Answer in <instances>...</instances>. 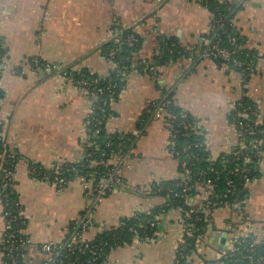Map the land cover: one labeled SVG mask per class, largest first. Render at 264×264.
I'll return each instance as SVG.
<instances>
[{"label":"crops","instance_id":"0c3cea01","mask_svg":"<svg viewBox=\"0 0 264 264\" xmlns=\"http://www.w3.org/2000/svg\"><path fill=\"white\" fill-rule=\"evenodd\" d=\"M218 1L241 4L234 26L246 48L264 54V0ZM210 22L209 11L189 0H0L4 50L0 121L4 139L18 157L12 184L26 220V264H38L43 244L64 241L70 223L90 202L78 178L57 191L50 182L32 177L29 167L34 164L49 170L84 157L88 145L84 123L91 102L66 80L64 72L72 68L108 75L111 65L105 59L104 45L110 41L111 27L131 28L142 42L132 56L134 68L111 103L106 131L128 134L141 126L143 133L124 158L121 183L97 206L94 224L85 233L88 240L122 218L161 205L163 200L150 194L154 184L180 178L179 164L168 152L167 127L157 119L143 118L149 103L162 98L163 90L170 91L175 104L199 121L213 157L237 142L228 114L238 101H251L264 118V64H258L245 79L226 65L199 58ZM165 37L176 38L190 53L156 73L139 70L142 63L151 62ZM44 65L59 69L47 71ZM259 168L261 176L248 185L243 209L226 205L212 211L210 227L196 244L189 264H222L232 228L244 231L245 219L251 234L264 239V159ZM1 210L0 205V263ZM179 218L178 211H169L162 216L155 239L119 246L107 263L175 264L183 234Z\"/></svg>","mask_w":264,"mask_h":264},{"label":"trees","instance_id":"16d2710c","mask_svg":"<svg viewBox=\"0 0 264 264\" xmlns=\"http://www.w3.org/2000/svg\"><path fill=\"white\" fill-rule=\"evenodd\" d=\"M196 2L203 5L210 14H212L213 18L217 20L221 18L223 21V26L219 28V24H217L216 30L214 29L215 22L214 19L211 21V29L207 35V38L213 42L218 41V45L220 48L233 51L235 50L236 53L233 55V58L238 60H242L243 62H255L259 56L258 52L255 50H251L245 47L243 38L238 33L236 27L234 26V16L236 12L241 8V4L238 2H220L218 0H196ZM218 28V29H217ZM214 29V30H213ZM123 33L125 35L133 34L137 36L139 39L138 43L133 46L129 47L123 45L120 49V52L117 54L114 63H117L119 60L125 62V68L121 70H116V68L111 67L108 75L101 76L89 73L86 70H81L82 73L85 74L87 77H101L102 81L100 82L101 86H107L110 82L116 83L118 86L115 89V94L112 96H107V102L105 104L96 103L98 109L95 110L94 115L91 118H98L101 119L100 125H92L93 130H97V143L100 145L99 149H94V147H90L87 145L85 147V154L83 159L70 163L64 164L62 166H58L59 171L61 174L68 180L72 181L79 177H85L87 180L98 178L101 175L107 174L113 167L116 162V157L121 153H125L126 149H123V146H128L132 148L135 144L134 140H130V133L128 134H117V133H108L106 131V121L111 113V103L117 100L120 91L124 86V80L127 74L134 68L132 62L133 53L136 52L142 40L140 37L133 32L131 28L124 29ZM231 39H235L233 43ZM173 43V47H170V44ZM166 44V45H165ZM165 45V46H164ZM159 48L157 52L152 57L151 61L155 62L156 68H160L163 65H168L169 62L173 63L176 62L178 59L182 57H187L190 53L188 47H185L179 43L176 38H162L159 42ZM113 47L112 41H109L107 44L104 45V54L106 56L107 52ZM204 49V46L200 48V51ZM196 51V49H195ZM198 51V54L199 52ZM4 50L1 47L0 43V63H2ZM216 62L218 65H226L232 70L237 71L241 74L245 79L248 78L249 75L253 73H249L243 70L242 67H236L233 65L232 61H224L222 59L216 58L211 59ZM146 63H142L138 69L148 72L145 70ZM115 69V70H114ZM1 75V73H0ZM118 75L119 79L116 80L115 78ZM0 91V99L1 97ZM157 101L149 103L148 107L145 110V114L143 118H153V113L155 111V107L160 103H166V106L169 107V111L175 115L176 122L181 123L182 115L185 116V120L190 122L191 124L199 123L197 119L191 116L187 111L178 107L174 99L172 97V93L168 90H163V95ZM243 105L245 107H252L253 110L257 111L256 106L246 98H242L238 101L234 107L229 111L228 119L231 124L237 119V113L240 110V106ZM253 117H249L248 119H252ZM264 119V118H263ZM141 127V126H139ZM199 130H201L200 124L198 125ZM259 130L264 129V125L257 126ZM176 129L179 131L177 136L175 137L176 141V149L182 150L183 148L190 146V152L195 154L198 159H192L189 161V169L191 170L192 177L189 182V187L193 186V184L202 179L207 180L210 179L212 181V190L214 193L223 195L227 192L229 187L227 186V180H231L235 187L233 188V195H230L227 199L223 200L222 203L218 205H210V213L204 214L199 208L198 203L194 202V199L197 198V191L194 188H190L189 190H185L183 187H179L177 184L181 181V179L169 182H161L154 184L152 190H150L151 195H156L160 197L163 202L161 205L156 206L150 209L147 212H138L136 217H126L122 218L118 225L108 227V229L101 231L92 241V245L99 247V254H103L101 259H108L110 253L117 247L122 245H129L133 242L134 236H138L140 239L144 237H149L151 239H155L154 233H158L162 228V216L166 215L169 211H178L180 215L186 216L188 215L189 223L193 225V236L187 237V243L189 246L186 248H181L179 245L176 250L175 255V264H189V260L187 258L195 252L196 244L204 237L210 227V216L213 210L222 208L226 205H230L235 201H239L242 199L245 192H247L246 186L244 187V180L240 177H235L232 175H227L225 172L222 171V163L226 162L228 165L227 169L233 168L238 163H242L246 154H242L239 156L238 161H232V157L228 154H221L216 158L215 161L210 163L199 161L202 158H205L207 155L209 156V152L206 149L205 141H204V133L202 135L190 133L188 135H183L185 131L179 127ZM202 131V130H201ZM2 126H0V150L4 144V136L2 133ZM257 139H263L264 135H256ZM106 139H110L112 145L107 147L104 145ZM262 149V148H261ZM264 149V148H263ZM128 150V149H127ZM15 155V163H13L12 169L15 170L16 163L18 161V157ZM262 157H252L250 167L252 168L249 174V184L254 180L259 179L261 176L260 172V163ZM90 161H94L96 165H90ZM32 165V164H31ZM34 165V164H33ZM38 166V165H37ZM213 166L217 173L210 172L209 167ZM40 167V166H39ZM180 169V167H179ZM203 173V174H200ZM1 177V176H0ZM119 183L121 180L119 179ZM0 182V186H1ZM13 182L11 181V184ZM117 183V185L119 184ZM13 185V184H12ZM95 185V183L93 184ZM116 185V186H117ZM115 186V187H116ZM248 186V185H247ZM111 187L108 190L107 196L113 190ZM4 193H9L7 197V201L2 199L1 206L4 209H8L11 211H15L16 214V221L15 225L18 228H25L26 220L23 218L22 215L19 214L20 210L22 209L21 204L19 202V198L14 190L13 187H10L6 190L2 191L0 187V196ZM177 194V195H176ZM106 196V197H107ZM1 198V197H0ZM17 204V206H15ZM158 217V220L155 218ZM148 222H153L154 226H150ZM138 224H142V227H139ZM253 238H256L253 236ZM251 239V238H250ZM250 239L246 241L249 243ZM27 246H25L22 250H19L14 255V262L7 261L6 264H26L24 259V254L26 253ZM226 253L223 254L221 263L222 264H264V243L257 245L253 250L248 251L246 247H239L238 252L233 257H225ZM74 256H79L81 259L88 258L90 255L87 253H82L78 250L75 251ZM250 256L253 260V263H250L249 260L245 259L244 257ZM2 258H3V251H2ZM5 260V258H3ZM42 258L40 259V261Z\"/></svg>","mask_w":264,"mask_h":264},{"label":"built area","instance_id":"2783aa9c","mask_svg":"<svg viewBox=\"0 0 264 264\" xmlns=\"http://www.w3.org/2000/svg\"><path fill=\"white\" fill-rule=\"evenodd\" d=\"M213 19L214 18L212 14H210V20L212 21ZM214 22L215 30L217 24H219V28H221L224 24L221 18H218L217 20L214 19ZM124 29L125 28L119 26L111 27L110 41H112L113 47L107 52L105 56L108 64L111 65V67L116 68L117 71L125 68V62H123L122 60L114 63V60L116 59L117 54L120 52L121 47L123 45L133 47L139 41L137 36L133 34L125 35L123 33ZM231 41L234 43L235 39H231ZM171 46H174L173 43L170 44V47ZM235 53V50L229 51L220 48L218 45V41L212 43V41L207 38L205 41L204 49L199 53V58L210 60L219 58L224 61H232L234 66L242 67L244 71L249 73H254L258 64H264V54H259L255 62H243L242 60L233 58V55ZM170 63L171 62H169V64ZM3 67L4 66L2 65V63H0V73ZM145 67V70H148L149 73H156L157 68L154 61L146 63ZM45 68L47 69V71L59 69V67L55 65H44V69ZM64 73L66 80L77 85L91 102V106L84 123L86 138L90 147L93 146L94 149H99L100 145L97 143V130H93L91 127L93 124L100 125L101 119L91 118V116L94 115L95 110L98 109L96 103L99 102L105 104L107 102L106 97L115 94V89L118 85L114 82H110L107 86H101V77H87L80 70H74L72 68L66 69ZM117 79L122 80V78L119 79L118 75L116 76L115 81ZM240 107L241 108L237 113V119L233 122V125H235L237 131V142L224 154L230 155L232 157V161H238L237 159H239V156L242 154L247 153V155L245 156L242 163H238L231 169H227L228 165L226 164V162L222 163L221 167L222 171L227 175L240 177L244 180V187L246 186L247 192H245L242 199L230 204V206L235 207V209L241 210L247 202L249 195L247 185H249V174L252 169L250 167L251 158L262 157V160L264 159V140L256 138V135H264V129L259 130L257 128V126L259 125H264V119L259 115L257 111L253 110L252 107H245L243 105H241ZM249 117L253 118L248 119ZM153 118L162 121L168 129V152L171 157H173L178 162L180 167L179 179H181V181L178 182L177 185L179 187H183L184 191L189 190L190 188H194V190L197 191V197L199 198L198 208L204 214H209L211 209L210 205H218L222 203L223 200L227 199L230 195H233V188L235 187V184L231 180H227V186L229 187V189L223 195H219L213 192L212 181L210 179H200L196 181L193 186L189 187L192 173L189 169L188 163L192 159H195L197 161L200 158H197L195 154L189 151L190 146H187L182 150L176 149L175 137L179 133L176 127H181L185 131L183 135H188L190 133L202 135V131L198 128L199 123L191 124L190 122L185 120L184 115H182L183 122L177 123L175 115H173L169 111V107H167L166 103L164 102H160L155 107ZM142 133V127L134 128L130 132V140L132 139L135 141L142 135ZM104 145L109 147L112 145V142L110 141V139H106ZM123 149H126L125 153H121L120 155H118V157H116L114 167L107 174L101 175L97 179L94 178L87 180L84 176L78 178L81 182H83L86 195L90 198V202L85 208L84 212L70 223L69 232L64 241L60 243H46L39 247V251L43 255V258L38 262V264H108L107 260L103 258L101 259V261H99L103 255L102 253L99 254V250L101 249H99V247L95 245H92L91 241L93 239L88 240L85 237V233L94 224V214L96 212L97 206L106 198L108 190L111 187H115L119 182L124 158L127 157V154L129 153L131 148L128 146H123L122 150ZM216 158L217 157H213L209 153V156L207 155L205 158H202L199 161L210 163L212 161H215ZM13 163H15V155L13 151L8 147L4 139L3 147L0 150V182H2L0 187L2 188V191L8 189L9 186L13 187V185L11 184L12 175L14 172L11 166L13 165ZM90 165L94 166L96 165V163L94 161H90ZM209 171L217 173L213 166L209 167ZM29 174L34 178L50 182L54 185L57 191L65 188V186H67V184L70 182L61 174L59 168L56 167H52L51 169L47 170L37 165H31L29 167ZM94 183L95 185H93ZM8 195L9 193H4L0 196V205L2 204V199H4V201H7ZM15 206H17V204ZM1 209V215L4 221V230L1 237V249L3 251V258H5V260L2 258L0 264H6V262L10 260L14 262V255L17 251L22 250L25 246H28L29 238L25 233V228L21 229L15 225V211L4 209L2 206ZM19 214L22 215L21 210ZM136 214L137 213L132 216L136 217ZM155 220H158V217H156ZM179 223L182 227L183 234L178 242V246L180 245L181 248H186L187 246H189V244L187 243V239L193 236V225L189 223L188 215H180ZM148 224L150 226H154L153 222H148ZM138 226L142 227V224H138ZM241 226H244V231H240L236 227H233L231 230L230 239L228 240L230 246L224 252V254L226 253V258L235 256L239 250V247H246L248 251H251L257 245L264 243V239L259 240L257 238H253V235L249 230L251 225L247 221V219L243 220ZM106 229H108V227L104 228L102 231ZM153 235L157 237V232ZM247 239H250L249 243L246 241ZM134 240L148 242L153 239L149 237L140 239L138 236H134ZM76 250L82 253H87L90 256L88 258L81 259V257L79 256H74ZM244 258L249 260L250 263H253V260L250 256H246ZM188 260L190 261V256L187 258V261Z\"/></svg>","mask_w":264,"mask_h":264},{"label":"rangeland","instance_id":"374dc122","mask_svg":"<svg viewBox=\"0 0 264 264\" xmlns=\"http://www.w3.org/2000/svg\"><path fill=\"white\" fill-rule=\"evenodd\" d=\"M229 246H230V244L228 243V247H229ZM228 247H227V248H228Z\"/></svg>","mask_w":264,"mask_h":264}]
</instances>
